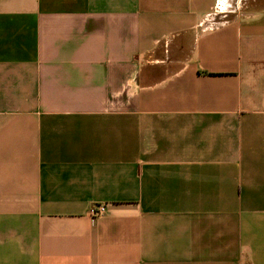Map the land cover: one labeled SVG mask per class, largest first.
Returning <instances> with one entry per match:
<instances>
[{"label":"crops","instance_id":"obj_1","mask_svg":"<svg viewBox=\"0 0 264 264\" xmlns=\"http://www.w3.org/2000/svg\"><path fill=\"white\" fill-rule=\"evenodd\" d=\"M0 264H264V0H0Z\"/></svg>","mask_w":264,"mask_h":264},{"label":"built area","instance_id":"obj_2","mask_svg":"<svg viewBox=\"0 0 264 264\" xmlns=\"http://www.w3.org/2000/svg\"><path fill=\"white\" fill-rule=\"evenodd\" d=\"M105 210H106L105 205H97V206L92 207L91 214L94 216L96 215L100 216L105 213Z\"/></svg>","mask_w":264,"mask_h":264}]
</instances>
